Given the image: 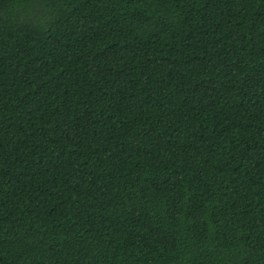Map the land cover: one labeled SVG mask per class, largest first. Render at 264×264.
I'll list each match as a JSON object with an SVG mask.
<instances>
[{
    "label": "trees",
    "instance_id": "1",
    "mask_svg": "<svg viewBox=\"0 0 264 264\" xmlns=\"http://www.w3.org/2000/svg\"><path fill=\"white\" fill-rule=\"evenodd\" d=\"M0 264H264V0H0Z\"/></svg>",
    "mask_w": 264,
    "mask_h": 264
}]
</instances>
